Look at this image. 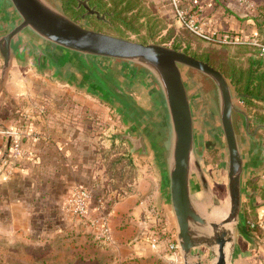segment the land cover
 <instances>
[{
  "label": "water",
  "instance_id": "1",
  "mask_svg": "<svg viewBox=\"0 0 264 264\" xmlns=\"http://www.w3.org/2000/svg\"><path fill=\"white\" fill-rule=\"evenodd\" d=\"M77 2L84 6L80 21L55 0H0V94L16 62L32 60L39 71L57 74L70 68L121 115L125 129L117 137L131 153L153 151L167 182L182 264H235L240 236L264 248V238L244 217V197H254L244 193L239 118L252 146L251 164H264V121L244 109L245 95L221 70L186 51L89 27L91 16L108 21L107 15L89 0ZM186 72L215 102L226 145L223 195L202 162L206 142Z\"/></svg>",
  "mask_w": 264,
  "mask_h": 264
},
{
  "label": "crops",
  "instance_id": "2",
  "mask_svg": "<svg viewBox=\"0 0 264 264\" xmlns=\"http://www.w3.org/2000/svg\"><path fill=\"white\" fill-rule=\"evenodd\" d=\"M154 1L159 10H173L169 0ZM183 2L201 7V18L212 33L248 39L260 31L255 13L238 0ZM101 102L106 103L70 68L57 74L39 71L32 60L16 62L0 94V129L25 125L37 136L24 139L28 156L10 161L11 139L0 133V260L9 249H18L25 259L31 249L39 257L52 254L57 264L67 255L68 264H182L166 251L164 238L158 248L151 246L144 198L148 175L139 174L141 178L115 192L109 189L103 154L108 130L95 121L100 114L108 118L109 108ZM77 185L92 191L88 218L67 210ZM100 207L108 218L109 242L90 223ZM243 208L245 220L246 211L255 213L264 229V203L247 199ZM47 261L24 260L26 264ZM235 264H264V248L240 236Z\"/></svg>",
  "mask_w": 264,
  "mask_h": 264
},
{
  "label": "rangeland",
  "instance_id": "3",
  "mask_svg": "<svg viewBox=\"0 0 264 264\" xmlns=\"http://www.w3.org/2000/svg\"><path fill=\"white\" fill-rule=\"evenodd\" d=\"M55 1L59 5L62 6V0H55ZM238 1L245 4L247 7L251 8L254 13L260 12L261 14L264 15V0H238ZM89 3H90V0H89ZM247 4L251 6H248ZM90 5L93 6L95 4L90 3ZM77 8H78V4H77ZM143 12L146 15V17L142 19L144 23H146L147 21L151 19V22L153 23L155 30L159 31L156 37L157 40H161V39L165 40L167 42V44L165 45H168V46H170L171 44L177 43L181 40L182 25L179 24L180 22L177 20L176 15L172 9H170L169 7H164V9L159 10L154 0H144ZM102 13H105V12H102ZM76 19L80 21L81 20L80 15L76 17ZM107 19L108 21L99 20L96 16L93 15L89 18V23H88L89 27L96 29V27H94L95 26L94 21L104 22V23H107L113 26V24H111L108 17ZM83 24H85L86 26L88 25L85 22ZM137 38H138V35L131 34V37H130L131 40L136 41ZM194 38L196 40V43L193 44L194 48L199 47L201 49H204V48L211 46L210 42L199 39L196 36H194ZM150 42H154V41L150 39ZM183 46H185L184 43H183ZM235 49L236 47L232 46L233 53ZM248 54L249 53L246 52L245 56H243V58L240 59L239 61L245 62L246 57L249 56ZM115 72H117V70ZM186 77H187L189 89L191 91V95L195 103V108L199 112L197 113V117L201 118V124H200L201 133H202L201 141L206 142L205 148L203 149V153L201 156L202 162L205 166V169L207 170V173L212 178V180L217 184V186L219 187V190L221 191V195H223L222 192H224V187L226 184V176H225L226 145H225L224 136H223L222 128L220 125L218 113L215 110V102L211 94L207 93L204 86H202L200 82L194 79V75L190 74V72H186ZM237 92L239 91L237 90ZM141 94H142L141 101L144 103L145 106H150V102L147 96H143V93ZM101 103H103L109 108L108 118H106L105 116H100L101 115L100 114L99 117H95L96 119L95 121L98 122V125H99L98 127L103 128L104 131L108 130V134L104 135L106 139L109 137L116 139L120 143L124 144L127 154H130L136 157L135 167L139 169V173L141 175H144V174L148 175L147 177H145L146 182L144 184V189L147 193L144 198L147 202V207H146L147 213H150L149 214L150 215L149 217L150 229L149 230L151 232L152 231L159 232L165 240L164 243L167 244V242L170 239L176 236L175 235L176 234L175 233V221H174L172 211L170 208L168 186L166 185L167 182L160 172V167L155 160L153 151H150L147 156H137V155L132 154L130 151L129 143L127 141H121L117 137V133L125 129L121 115L117 113V111L109 104H106L104 102H101ZM241 104L251 116L257 117L258 119L264 121V118L259 117L258 115L255 114V113L264 114V103L263 102H256V106L253 105L251 106V108L245 104V100H243ZM238 127H239V132L241 135L243 156L245 159V167H246L245 174H244V193L245 192L252 193L254 197L253 200H260V202L264 203V198L261 195L263 194L262 189H264V164L260 166L258 164H254L253 166L251 164L250 159H251V154L253 150L249 142L250 139L246 133L244 121L242 118L238 119ZM261 132L264 134V131H261ZM107 176L109 179L108 174ZM151 176H155V178L153 179L151 178ZM139 178H141L140 175L137 177V179ZM134 180L131 182L133 183ZM249 181L255 182L258 185V188L253 190L250 187H248L247 183ZM107 185L109 186V189H110L108 180H107ZM159 193H162V194H159ZM197 196H202L201 192H199ZM247 199H249L247 196L244 197V201ZM261 230L263 231L264 229H261ZM150 233H149L148 238H150ZM260 236L264 238V236H262L261 234ZM258 247H261V246L259 245ZM35 252L37 253V251ZM27 253H28V257H26L25 259L30 258V261L35 258L37 259L43 258V259L48 260L50 262L49 264H57V261L53 258L52 254H47L46 256L39 257L37 256V254L33 255L32 253L34 252L31 251V249H29ZM25 259L21 257L18 249L17 250L9 249V251L6 252L5 257L0 260V264H26L24 262ZM58 260L61 261V263H58V264H68L67 261L69 260V256L68 255L66 257L61 256Z\"/></svg>",
  "mask_w": 264,
  "mask_h": 264
},
{
  "label": "trees",
  "instance_id": "4",
  "mask_svg": "<svg viewBox=\"0 0 264 264\" xmlns=\"http://www.w3.org/2000/svg\"><path fill=\"white\" fill-rule=\"evenodd\" d=\"M90 3L97 5L100 11L105 12L111 24H113L111 26L104 22L94 21V27L99 31L129 39L131 34H136L138 35L136 41L144 44L149 43L150 39L154 42L167 44L163 39H156L159 31L155 30L151 19L146 23L142 20L146 17L143 12L144 0H90ZM77 4V0H62L64 11L72 18H76L80 14L81 10H77ZM253 20L260 30L256 38L264 43V15L256 12L253 15ZM194 36L196 35L182 26L181 40L170 46L186 51L188 54L207 61L221 70L228 79L232 80L237 90L245 95L244 100L248 107L256 106V102L264 103V57L260 56V50L256 46L247 43L210 42V47L204 49L194 48L193 44L196 43ZM183 43L185 46H183ZM232 46L236 47L234 53L232 52ZM246 52L249 53V56L246 57L245 62L239 61L245 56ZM255 114L264 118L262 113ZM105 141L108 143V148L103 150L104 164L109 175L110 190L114 191L133 181L140 173L139 169L135 167L136 157L126 153L124 144L110 137L105 138ZM247 186L253 190L258 188V185L253 181H249ZM262 193L261 195L264 198V189H262ZM116 198L117 193H113L112 199L115 200ZM257 219L255 213L246 211L248 228L264 236L256 221ZM253 222L256 223L255 227H251Z\"/></svg>",
  "mask_w": 264,
  "mask_h": 264
},
{
  "label": "built area",
  "instance_id": "5",
  "mask_svg": "<svg viewBox=\"0 0 264 264\" xmlns=\"http://www.w3.org/2000/svg\"><path fill=\"white\" fill-rule=\"evenodd\" d=\"M169 2L180 24L197 37L207 42L251 44L256 46L260 50V56L264 57V43L260 42L256 37L241 39L228 32L222 34L212 33L207 29L206 23L201 18V7L185 5L183 0H169ZM247 5L251 6L249 4ZM0 133L10 137L11 139V146L8 152L10 161H15L19 158L28 156V151L24 147V139L37 136L36 134L28 132L25 125L17 127L16 129H0ZM91 200L92 191L85 185H77L73 191L71 199L67 204V210L74 216L88 218ZM99 210V215L91 218L90 223L97 228L99 237L109 242L111 241L112 237L108 224V218L102 212L101 207ZM257 223L260 227H262V223ZM255 226V222L251 223V227ZM149 240L153 248H158L162 243L163 237L159 232L152 231V233H150ZM166 251L172 254L176 259H180L178 256V244L175 237L167 242Z\"/></svg>",
  "mask_w": 264,
  "mask_h": 264
},
{
  "label": "flooded vegetation",
  "instance_id": "6",
  "mask_svg": "<svg viewBox=\"0 0 264 264\" xmlns=\"http://www.w3.org/2000/svg\"><path fill=\"white\" fill-rule=\"evenodd\" d=\"M79 9H80L81 11H80ZM77 10L80 11V14H79V15H81V14L84 12V6H81V8H77Z\"/></svg>",
  "mask_w": 264,
  "mask_h": 264
}]
</instances>
